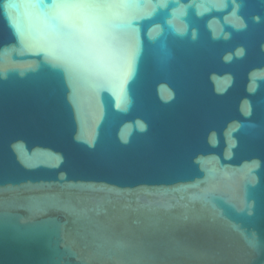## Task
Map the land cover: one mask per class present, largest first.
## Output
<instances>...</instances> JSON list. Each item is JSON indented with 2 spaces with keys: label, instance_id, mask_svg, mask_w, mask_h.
<instances>
[{
  "label": "water",
  "instance_id": "95a60500",
  "mask_svg": "<svg viewBox=\"0 0 264 264\" xmlns=\"http://www.w3.org/2000/svg\"><path fill=\"white\" fill-rule=\"evenodd\" d=\"M0 264H264V0H0Z\"/></svg>",
  "mask_w": 264,
  "mask_h": 264
}]
</instances>
